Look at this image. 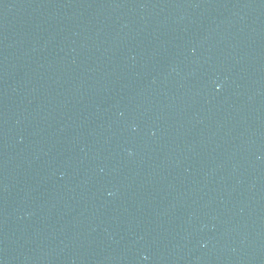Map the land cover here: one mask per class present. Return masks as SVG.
I'll use <instances>...</instances> for the list:
<instances>
[{
    "label": "water",
    "instance_id": "95a60500",
    "mask_svg": "<svg viewBox=\"0 0 264 264\" xmlns=\"http://www.w3.org/2000/svg\"><path fill=\"white\" fill-rule=\"evenodd\" d=\"M0 264H264V0H0Z\"/></svg>",
    "mask_w": 264,
    "mask_h": 264
}]
</instances>
